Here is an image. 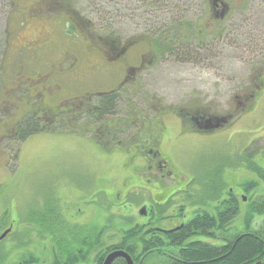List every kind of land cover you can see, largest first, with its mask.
Here are the masks:
<instances>
[{"label": "flooded vegetation", "instance_id": "flooded-vegetation-1", "mask_svg": "<svg viewBox=\"0 0 264 264\" xmlns=\"http://www.w3.org/2000/svg\"><path fill=\"white\" fill-rule=\"evenodd\" d=\"M248 1L209 0V13L162 29L153 40L145 32L112 39L91 32L88 20L59 2L52 10L56 14H47L45 0H36L21 13L8 42L11 49L0 52V141L22 135L17 158L35 135L82 134L111 154L129 155L131 167L107 166L129 177L131 185L118 204L121 192L113 193L110 215L117 221L95 229V238H88L85 226L74 219L70 227L44 222L51 235L44 242L29 232L7 246L17 232L4 213L0 264H104L119 251L129 259L118 255L109 264H264L263 155L249 173L257 180L231 182L220 168V184L199 190L192 187L193 179H184L171 155L183 137L214 134L227 127L237 111L250 110L264 91V67L255 69L249 91L234 93L237 108L223 115L210 104L201 108L194 99L177 104L169 92L147 89L151 70L160 69L168 57L180 65L210 69L204 75L197 68L199 78L207 81L234 54L227 53L230 48L239 51L233 56L236 61L243 55L260 61L264 19L245 11L258 4L262 13L264 0ZM67 31L78 35L73 38ZM60 39L70 45L60 46ZM25 64L27 70L21 69ZM101 83L111 86L99 87ZM120 102L126 109H117ZM214 116L231 119L215 130ZM132 193L141 194L137 213L126 202ZM111 228L121 236L107 233ZM250 243V254L237 259L238 249Z\"/></svg>", "mask_w": 264, "mask_h": 264}, {"label": "rangeland", "instance_id": "rangeland-1", "mask_svg": "<svg viewBox=\"0 0 264 264\" xmlns=\"http://www.w3.org/2000/svg\"><path fill=\"white\" fill-rule=\"evenodd\" d=\"M35 1L0 0V52L9 48L12 30L19 23L18 17H21V13L28 12V7ZM45 2H48V15L57 13L52 11L56 10V3L66 4V9L70 7L75 12L73 15H80L89 21L91 32L109 35L111 39L145 32L144 35L153 40L162 29L182 20L190 21L195 15L209 13V0ZM258 6L256 4L257 8H250L245 12L251 17L264 19V11L261 13ZM71 10L68 9L67 12L71 13ZM67 34L75 38L78 32L67 31ZM64 45L70 44L60 39V46ZM77 52L71 50L72 55L81 57V52ZM237 52L239 51L232 48L227 51L234 54ZM234 54L224 61L223 69L214 70L209 81L199 78L197 68L204 75L210 69L180 65L178 61L168 57L160 69L151 70L153 77L147 81V89L157 93L160 90L169 92L173 102L181 100V103H185L194 99L201 108L210 104L216 113L223 115L228 109L237 108L234 93L243 95L249 91L250 78L255 69L264 67V53L260 61L249 55H243L241 61H236L233 59ZM44 68L45 65H42V69ZM21 69L27 70V64ZM109 86L111 85L105 83L99 85L105 88ZM141 105L137 104L136 108H141ZM117 106L118 110L126 109L121 102ZM63 135H35V138L29 139L22 146L17 158L15 151L24 142L20 138L22 135L0 141V217L6 213L7 222L13 223L14 232H17L6 242L7 246L17 241L15 237L24 238V234L29 232L36 241L48 240L51 235L44 227V222H49L50 225L58 222L62 227H70L74 219H79L85 226L87 237L95 238V229L105 226L107 222L114 225L117 221L110 215L114 211L111 197L119 190L120 200L117 199L115 204L125 200V194L131 185L130 178L121 174L118 176L116 170L123 164H129V155L111 154L82 134ZM171 151L173 161L184 179H193L194 189L213 188L220 184V180L224 179V175H221V179L217 175L220 168L227 171L231 182L257 180L258 176L249 173L260 155L264 157V91L250 110L241 114L237 111L234 119L221 131L203 136H185ZM110 163L115 165L116 170L111 165L107 166ZM140 196V193H132L126 200L131 203L135 212L142 205L141 199H138ZM123 211L126 213L130 210ZM71 214L75 218L70 217ZM140 218L137 216V221L141 222ZM126 224L122 227L128 226ZM111 232L121 236L116 229L111 228L107 233Z\"/></svg>", "mask_w": 264, "mask_h": 264}, {"label": "water", "instance_id": "water-1", "mask_svg": "<svg viewBox=\"0 0 264 264\" xmlns=\"http://www.w3.org/2000/svg\"><path fill=\"white\" fill-rule=\"evenodd\" d=\"M222 14H225V10L222 12ZM230 119H231L230 116H214L213 117L214 124L212 125L211 129L214 128L215 130H217L219 128L224 127L229 122ZM141 212H143V210ZM118 255H124L129 259L127 254H125L122 251H119V252H114V253L110 254L106 258L104 264H109L110 260L113 259L114 257L118 256Z\"/></svg>", "mask_w": 264, "mask_h": 264}, {"label": "trees", "instance_id": "trees-1", "mask_svg": "<svg viewBox=\"0 0 264 264\" xmlns=\"http://www.w3.org/2000/svg\"><path fill=\"white\" fill-rule=\"evenodd\" d=\"M124 237H126V236H124ZM244 248H242V249H244L245 250V252L242 250V249H238V251H237V255L236 256H238V257H236L237 259H239V258H241L243 255H245V254H250V252H251V248H254V246H253V244H248V245H245V246H243ZM248 249H250V251L248 252L247 250Z\"/></svg>", "mask_w": 264, "mask_h": 264}]
</instances>
